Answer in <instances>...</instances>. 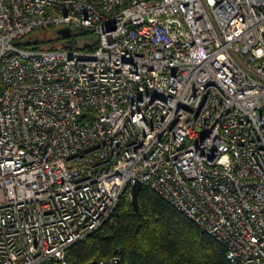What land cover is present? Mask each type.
Returning <instances> with one entry per match:
<instances>
[{"label": "built area", "instance_id": "1", "mask_svg": "<svg viewBox=\"0 0 264 264\" xmlns=\"http://www.w3.org/2000/svg\"><path fill=\"white\" fill-rule=\"evenodd\" d=\"M50 27L97 48L16 45ZM137 182L264 264V0H0V264H69Z\"/></svg>", "mask_w": 264, "mask_h": 264}, {"label": "trees", "instance_id": "2", "mask_svg": "<svg viewBox=\"0 0 264 264\" xmlns=\"http://www.w3.org/2000/svg\"><path fill=\"white\" fill-rule=\"evenodd\" d=\"M51 32L46 36V32ZM93 33L73 31L70 38L55 27L37 30L22 40L26 50L93 51ZM38 40L28 45V41ZM140 211L132 202L128 188L108 222L87 240L74 245L69 264H230L226 248L200 229L192 220L166 202L150 186L140 192Z\"/></svg>", "mask_w": 264, "mask_h": 264}, {"label": "water", "instance_id": "3", "mask_svg": "<svg viewBox=\"0 0 264 264\" xmlns=\"http://www.w3.org/2000/svg\"><path fill=\"white\" fill-rule=\"evenodd\" d=\"M58 34L63 36L64 38H70L72 36V31L69 28L66 29H60L58 30ZM37 44L38 40L35 41H28L27 44L31 45V44ZM17 46L20 45V42L16 43ZM144 185L141 182H137L133 185L132 187V202H133V206L135 208V210L137 212L140 211V200H139V195L140 192L143 190ZM90 264H96V261L90 263Z\"/></svg>", "mask_w": 264, "mask_h": 264}, {"label": "rangeland", "instance_id": "4", "mask_svg": "<svg viewBox=\"0 0 264 264\" xmlns=\"http://www.w3.org/2000/svg\"><path fill=\"white\" fill-rule=\"evenodd\" d=\"M57 30H59V28H58ZM50 33H51V32H49V31H48V32H46V36H49V35H50ZM51 34H52V33H51Z\"/></svg>", "mask_w": 264, "mask_h": 264}]
</instances>
